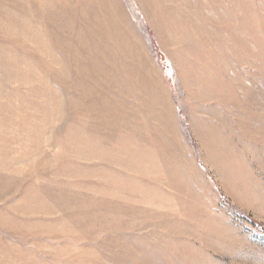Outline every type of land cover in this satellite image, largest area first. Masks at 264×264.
I'll list each match as a JSON object with an SVG mask.
<instances>
[{"label": "rangeland", "instance_id": "374dc122", "mask_svg": "<svg viewBox=\"0 0 264 264\" xmlns=\"http://www.w3.org/2000/svg\"><path fill=\"white\" fill-rule=\"evenodd\" d=\"M0 264H264V0H0Z\"/></svg>", "mask_w": 264, "mask_h": 264}]
</instances>
